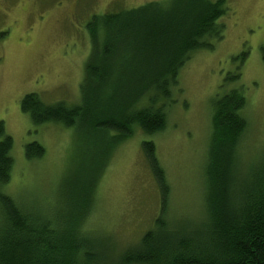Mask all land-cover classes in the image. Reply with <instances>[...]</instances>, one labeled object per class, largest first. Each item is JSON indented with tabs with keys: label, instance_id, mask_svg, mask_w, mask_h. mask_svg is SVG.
I'll list each match as a JSON object with an SVG mask.
<instances>
[{
	"label": "trees",
	"instance_id": "obj_1",
	"mask_svg": "<svg viewBox=\"0 0 264 264\" xmlns=\"http://www.w3.org/2000/svg\"><path fill=\"white\" fill-rule=\"evenodd\" d=\"M226 17L225 0H168L91 18L102 21L106 41L88 32L80 103L46 104L38 94L26 93L19 108L32 127L53 123L72 129L86 150L96 153L80 160L85 172L64 183L73 194L62 206L56 204L58 216L26 211L3 192L13 167V140L0 121V264H264V155L258 158L263 146L257 148L258 142L244 152L241 145L248 122L239 113L245 98L235 67L225 79L233 87L212 102L200 165L203 194L199 211V201L190 209L200 220L180 229L167 222L170 187L154 143L145 140L141 150L159 193L153 228L111 263L86 234L72 231L87 213V187L94 186L105 157L134 128L145 136L161 132L166 122L162 106L178 86L181 69L195 52L223 38ZM260 55L264 63V45ZM245 59L241 53L234 61ZM23 154L28 161L38 160L45 150L32 140Z\"/></svg>",
	"mask_w": 264,
	"mask_h": 264
},
{
	"label": "rangeland",
	"instance_id": "obj_2",
	"mask_svg": "<svg viewBox=\"0 0 264 264\" xmlns=\"http://www.w3.org/2000/svg\"><path fill=\"white\" fill-rule=\"evenodd\" d=\"M165 1L0 0V121L13 140V167L3 192L17 208L58 216L56 204L62 206L73 194L64 183L85 172L87 167L80 160L96 153L86 150L80 133L72 129L53 123L32 127L19 108L22 96L36 93L46 104H79V85L90 51L88 32L106 41L102 21L91 18ZM225 2L224 36L212 48L195 52L181 69L178 86L162 106L164 128L152 136L134 128L131 137L105 157L92 189L87 187V213L72 231L77 236L86 234L109 263L137 245L143 232L153 228L158 212V189L141 150L145 140L154 143L170 187L167 222L180 229L200 220L190 209L199 201V211L203 194L200 165L207 149L212 102L233 87L225 79L234 67L241 73L245 98L239 113L248 122L241 145L245 152L259 142L257 148L263 147L258 158L264 155V63L260 55L264 0ZM241 53H246V59L239 64L234 58ZM32 140L41 144L45 154L28 161L23 148Z\"/></svg>",
	"mask_w": 264,
	"mask_h": 264
}]
</instances>
